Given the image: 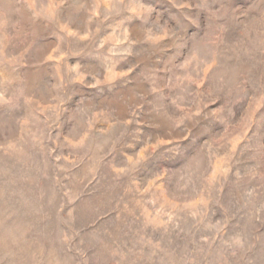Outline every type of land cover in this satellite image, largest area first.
Returning <instances> with one entry per match:
<instances>
[{"label":"rangeland","instance_id":"obj_1","mask_svg":"<svg viewBox=\"0 0 264 264\" xmlns=\"http://www.w3.org/2000/svg\"><path fill=\"white\" fill-rule=\"evenodd\" d=\"M0 264H264V0H0Z\"/></svg>","mask_w":264,"mask_h":264}]
</instances>
